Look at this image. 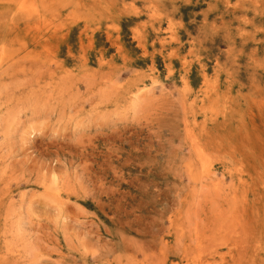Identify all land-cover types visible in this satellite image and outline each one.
Instances as JSON below:
<instances>
[{
  "label": "rangeland",
  "instance_id": "obj_1",
  "mask_svg": "<svg viewBox=\"0 0 264 264\" xmlns=\"http://www.w3.org/2000/svg\"><path fill=\"white\" fill-rule=\"evenodd\" d=\"M0 264H264V0H0Z\"/></svg>",
  "mask_w": 264,
  "mask_h": 264
},
{
  "label": "bare ground",
  "instance_id": "obj_2",
  "mask_svg": "<svg viewBox=\"0 0 264 264\" xmlns=\"http://www.w3.org/2000/svg\"><path fill=\"white\" fill-rule=\"evenodd\" d=\"M210 174V173H209ZM53 200V199H52ZM61 202H59V204H60Z\"/></svg>",
  "mask_w": 264,
  "mask_h": 264
}]
</instances>
